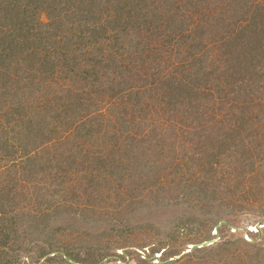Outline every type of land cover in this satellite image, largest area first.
I'll return each instance as SVG.
<instances>
[{
  "label": "trees",
  "instance_id": "16d2710c",
  "mask_svg": "<svg viewBox=\"0 0 264 264\" xmlns=\"http://www.w3.org/2000/svg\"><path fill=\"white\" fill-rule=\"evenodd\" d=\"M20 1L0 0V22L6 21L19 37L12 32L4 36L2 32L7 30L0 27V162L7 165L5 169L0 166V257L5 249L14 257L17 251L22 252V247L28 245L18 239L23 234L29 240L49 243L41 258L56 252L50 259L58 257L62 264H99L89 263L73 247L55 246L54 240L58 234L61 238L77 236V222L103 233H118L100 225L114 221L107 216L111 208L106 203L111 194L105 193L104 186L117 195L122 183L128 186L134 182L142 191L157 186L167 191L168 195L160 200L164 206L182 201L204 209L209 207L208 198L213 205L224 206L228 202L224 196L220 198L221 192L239 188L243 202L247 200L251 186H258L264 169V100L253 102L258 93L264 94V6H246L251 9V21H246L245 5L233 6L230 16L238 21L239 15L238 23L244 26L235 35L237 39L230 42L227 38L216 54H210L213 48L207 47L206 31L212 28L217 33L228 25L225 31L229 36V23L217 19L216 25L205 31L211 9L205 4L209 1L191 3L195 8L190 9V17L195 15L198 22L189 31L167 11L162 12L168 17L165 20L174 19L164 27L174 32L172 36L179 31V37L174 42L176 48L171 47L174 53L171 51L164 60L165 75H158L160 101L158 107L152 106L162 108L159 112L151 106L149 111L146 96H155L146 77L139 88L127 85L136 65L130 64V50L125 56L121 53L124 44H135L128 42L127 36L139 37L143 29L153 32L152 26H161L159 0L151 5L145 0H26L37 3H28L32 7L26 9ZM42 15L47 21L41 19ZM159 34L150 33L149 40L159 38ZM106 41L105 49L99 46V42ZM165 42L166 47L171 45L169 39ZM87 44L91 50L86 59L93 67L81 70L74 52ZM179 44L188 46L183 51ZM179 56L183 62L176 66L171 59ZM140 64L143 75L149 66ZM102 68H106L103 75H111V79L100 80L97 69ZM114 79L117 83L111 86ZM98 96L97 107L110 105L115 112L107 116L109 126L103 131V119L95 120L89 114L84 117L91 113L87 110ZM92 134L100 136L91 140L88 135ZM170 136L185 139L178 144L180 152L171 153H175L178 163L183 162L182 156H189L193 163L183 167L186 170H177V162L170 168L171 160L157 163L150 158L149 150L159 152L161 148L155 140ZM82 143L97 146L95 154L101 153L100 164L93 172L83 169V175L71 184L69 171L73 167L84 165L88 157L95 162L90 151L83 155L85 160L82 157L77 161L73 150L85 152ZM52 147L54 151H50ZM154 163L159 164L157 169H149L154 175L146 176V169ZM138 168L144 173H137L139 170L134 169ZM128 170L132 174L126 176ZM18 184L22 186L19 191ZM31 186L34 195L25 201L28 196L21 189ZM30 201L34 202L32 206ZM54 217L66 224L54 228Z\"/></svg>",
  "mask_w": 264,
  "mask_h": 264
},
{
  "label": "rangeland",
  "instance_id": "374dc122",
  "mask_svg": "<svg viewBox=\"0 0 264 264\" xmlns=\"http://www.w3.org/2000/svg\"><path fill=\"white\" fill-rule=\"evenodd\" d=\"M153 1L158 2V0H145L144 2L148 5H151ZM193 1L196 0H159L161 6L158 11V22H160L161 26H158L157 28H152V26L151 29L152 31L154 30L153 32H146L145 29H143L139 37H126L130 40L128 42L135 41V44L133 43V46H131V44L129 45V43L124 44L123 48L125 49V51L123 49L121 53H123V55L125 56L127 55L126 50H130L132 54L131 57L133 56L132 58L129 57L130 64H133L134 66L136 65V68H134L132 74H130L127 85H130L131 88H139V86L145 84L144 78L146 77L148 79V87H150L152 95L155 96L150 97V94L146 96L147 100L149 101V111L150 106L154 108L152 105L156 107H158L159 105V95L161 94V91L157 88L159 86V82L157 80L158 78H160V76L158 75H165L166 69L164 60L172 51L171 47L176 48L174 42H176L179 37V31H177L176 36H172L174 35V32L167 31V27H164V24L176 19L178 21L177 24L183 25L187 31H189V28L192 29L194 25L193 23L198 22L195 15H192L190 17V14H192L193 12L191 10H194L195 8H193V5H191ZM207 1L209 2H207L205 5H210L208 7L211 9L210 13L207 14L205 20V31L209 26L216 25L217 19L224 22L225 24L229 23V36L226 35V28H228V25H224L221 30H218L217 33L216 31L212 30V28L206 31L205 40L209 42L207 47L213 48L210 54H216L219 50V46H221L222 43L224 45L227 38H229L230 42L236 40L237 38L235 37V35H237L242 26H244L241 21L238 23V21L240 20L239 15L238 21H235V16L234 18L230 16L231 8L233 6H238L237 4L245 5L243 9L246 6L250 5L253 7H257L258 5L264 6V0ZM28 3L37 4L35 2H27L26 0L20 1V4L24 7V9L27 8ZM31 7L28 6V8ZM163 7H165V10H162ZM165 11H167V13ZM29 12L31 11H28L27 13ZM162 12H165L168 16H171L174 19L165 20L168 17ZM246 13L248 14L246 21H251V9L246 7ZM56 14H58V12H56ZM41 19L43 21H47L45 15H42ZM241 20L243 21L245 20V18ZM1 26L3 27L2 29L7 30L3 31L2 34L4 36H9L12 32V29L10 28L11 25H8L6 21H2L0 22V27ZM12 33L14 34V37L19 38L18 35H16V32ZM150 33L152 34V36H155L156 33H160V36L159 38L156 37L157 40L155 37H152V39L149 40ZM171 33L172 35H170ZM166 39H169L171 41V45L168 47H166ZM106 44H108V41H106L105 43L99 42V46H101L103 49L106 48ZM88 45L89 44L85 45L83 49L81 46V50H76L74 52L76 62L80 63L78 67L81 70H90V68L93 67L92 63L87 61L86 59V55L91 50ZM179 46L184 51L185 47L188 46V44L185 46L179 44ZM80 52H83V56H79ZM172 53H174V51H172ZM182 53L184 52H181V55ZM120 58L121 56L116 57L117 60L115 59V61L118 63ZM178 58L175 60L171 59L172 63L176 66L183 62L181 56H179ZM145 61L147 62L145 63ZM140 62H143V64L147 67H151H148L146 73L143 74L144 76L139 72V66L141 65ZM152 62L154 65L153 68ZM98 66L102 67L101 64ZM105 69H97V75L98 77H100L101 81H104L107 78L111 79V75H103ZM108 73H110V71ZM154 78L156 79V81L154 83H151ZM116 83L117 80L114 79L113 83L111 82L110 85L112 86ZM121 86L126 88V86L123 84H121ZM128 86L126 89H128ZM142 95L145 97L144 91H142ZM257 95V97H254L255 100L253 102L260 99L264 100L263 93L260 92ZM100 98L101 97L99 96L96 98L94 97L92 101L93 103L89 108L90 111L87 110L91 113H85L84 110V117L89 114L92 117L94 116L95 120H99L100 118L103 119V121H101V123L103 124V131L109 126L106 125L110 118L107 116L113 115L115 112L112 111V107L110 105L97 107L95 102L96 100L99 102ZM160 106L166 108L162 104ZM154 109L158 110L159 112L162 111V108ZM80 120L85 121V118H82ZM95 136H97V134L88 135L91 140L93 138L96 139ZM99 136L100 135H98L97 137ZM101 138H99V140ZM125 141H128V139H126ZM184 141L185 139L183 137L173 139L171 138V136L168 138L158 137L155 142L159 144V147L161 148L160 150L158 149L159 152H156V150L152 149L151 151L149 150L151 160L157 163L165 161L168 163L171 160L172 163H169L170 168H173V162H177L174 163L175 166L178 167L177 170H186V168L183 167H188V165L193 163L189 159V156H182L183 162L181 161L178 163V160L174 159L175 153H171V151L180 152V145L178 144L179 142L182 143ZM170 144L173 145V148H170ZM44 146L48 148L52 145L44 144ZM90 146L92 148H90ZM90 146L84 145L82 143L81 148L83 151L85 149V152L79 153L80 148H78L77 150H73L77 154V161L80 160L86 152L90 151V154H94L95 162L90 161L91 157H88L86 161L87 163L81 166L77 165L73 167L69 171V175L71 177L69 183L72 184L74 181H77L80 175H83L85 171L83 169L90 168L91 170L88 169V171L93 172L94 169L98 168L100 164L98 156L101 153L95 154V152L99 151L96 149L97 146ZM53 148L54 147H52L50 151H54ZM182 153L183 150L181 152V155ZM83 159L85 160L84 157ZM133 165L134 167L137 166L136 164ZM158 165L155 163L150 165L148 169H146L145 175H151L152 172L149 173V169L156 168ZM0 166L3 167L1 169H5L7 167L6 163L4 162H0ZM134 170H139L137 173H140L141 171L144 173L143 169L138 168ZM125 174L126 176H128L132 173L128 170L125 172ZM152 174L154 175V173ZM261 174V180L260 183L257 184L258 186L252 185V190H250L249 187L245 188V190H250V194L248 195V198L245 202H243L242 200V191H240L239 188L230 192H221L220 198L223 199L224 196V199L227 200H225V202H228L227 205L215 206L210 203V199L208 198L207 202L209 207L204 209L200 206L194 207L192 205L184 204L182 201L177 204L164 206L161 204L160 200L162 195H168L166 193L167 191L165 189L158 190L157 186H151L150 188H147L146 190L143 189L142 191L141 189H138L139 185L134 182L132 183V185L130 184L128 186L122 183V185L117 190L118 195L114 193L110 189V187L104 186L103 188L105 189V193L107 192L108 194H111L109 196V203H106V205L111 208V212H109V215L107 216L114 221L112 222L107 218L108 222L100 223V225L102 224V229H116L118 233L115 234L111 231H106L103 233V231L92 229L90 226H87L86 223L77 222V236L70 234L71 237L64 238L63 236L61 238L58 234V239L54 240V242L56 243L55 246L59 247L60 245V248L73 247V250L75 249V252H79V254H81L80 256L89 261V263L93 261L98 262L99 264H203L204 262H209V264H264V225L262 227H259V229L255 228L259 222H262L264 224L263 168L261 169ZM137 177L138 176H135L134 179L136 180ZM25 180L22 181V184ZM160 180L161 182L164 181V185L168 187V183H166L164 177H162L161 175ZM20 184H18L16 187L17 191L22 188V186L20 187ZM176 185L177 184L175 182V184L173 185V190L176 189ZM21 190L25 195L28 196L25 201H29L31 197H33L35 192L33 186H31L29 189ZM157 203L160 204L156 205ZM33 204L34 202L32 203L30 201L29 206H32ZM60 224L66 223L59 218L54 217L52 226L56 228ZM218 225L219 228L217 233L214 232V228ZM123 228H125V232H121V229ZM232 228H237L238 230H233ZM215 237H217L218 239L211 246H204L201 249H190V246L193 244H200ZM18 239L19 241L24 240L28 245H22V252L17 251V255L15 257L10 251L7 252V249L3 250L0 257L1 264H21L22 262H27L29 264H39V262L62 264L61 262L63 261L58 257L50 259L55 255L56 252L53 254H45L41 258L43 251L48 250L47 248H49V243L41 242V239L37 241L34 239L29 240L23 234L19 235ZM217 244H221V246L217 247ZM87 250L91 254L87 255ZM59 251L61 252L62 250L58 249V252ZM84 256L92 257L86 258Z\"/></svg>",
  "mask_w": 264,
  "mask_h": 264
},
{
  "label": "water",
  "instance_id": "95a60500",
  "mask_svg": "<svg viewBox=\"0 0 264 264\" xmlns=\"http://www.w3.org/2000/svg\"><path fill=\"white\" fill-rule=\"evenodd\" d=\"M221 223H224V222H221ZM263 225L264 224L262 222H259L258 225H256L255 228L259 229V227H262ZM218 228H219V225L214 228V232H217L218 233ZM232 229L233 230H238L237 228H232ZM217 239L218 238L215 237V238H212L210 240L204 241V242H202L200 244H193V245L190 246V249H193V248H202L204 246H210V245L214 244L217 241Z\"/></svg>",
  "mask_w": 264,
  "mask_h": 264
}]
</instances>
